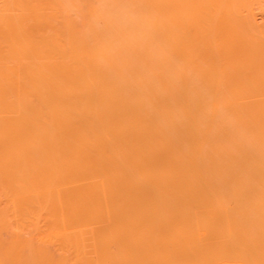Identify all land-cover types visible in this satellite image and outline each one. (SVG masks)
Listing matches in <instances>:
<instances>
[{"label":"bare ground","instance_id":"bare-ground-1","mask_svg":"<svg viewBox=\"0 0 264 264\" xmlns=\"http://www.w3.org/2000/svg\"><path fill=\"white\" fill-rule=\"evenodd\" d=\"M256 9L264 0H0V264H77V220L144 195L129 189L264 176Z\"/></svg>","mask_w":264,"mask_h":264},{"label":"rangeland","instance_id":"rangeland-1","mask_svg":"<svg viewBox=\"0 0 264 264\" xmlns=\"http://www.w3.org/2000/svg\"><path fill=\"white\" fill-rule=\"evenodd\" d=\"M78 13L74 11L75 15L73 12L71 15L75 25L81 27L80 20L85 18L82 13L79 17ZM261 14L256 9L255 19L259 23L264 17H260ZM211 174L210 177L206 175L213 186L208 184L195 190L172 187L129 189V194L133 192L131 195H140V192L148 196H141L136 201L128 199L122 205L112 204L108 207L111 211L108 217L77 220V264L81 259H84L81 264H264V199H260L264 188L255 181L264 176L252 173L253 177L251 174L244 177L242 175L246 173H228L232 179L227 180L226 187L220 181L217 183L220 176L214 178ZM234 183L240 189L236 186L228 188ZM100 244L108 249L104 258L100 252V257L98 254L95 257L94 250L100 251ZM94 257L97 261L101 257L102 261L107 259L105 257L109 260L94 263Z\"/></svg>","mask_w":264,"mask_h":264}]
</instances>
